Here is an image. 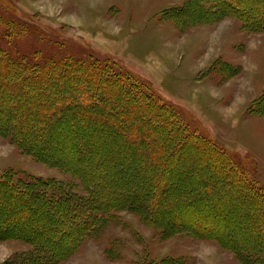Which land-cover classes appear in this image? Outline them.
Wrapping results in <instances>:
<instances>
[{
    "label": "trees",
    "instance_id": "16d2710c",
    "mask_svg": "<svg viewBox=\"0 0 264 264\" xmlns=\"http://www.w3.org/2000/svg\"><path fill=\"white\" fill-rule=\"evenodd\" d=\"M187 2L185 10L203 11L197 25L232 17L245 32L264 34V0ZM124 74L109 62L14 57L0 47V97L15 99V89L21 91L14 105H0V137L69 177L0 175L9 197L36 201L32 209L50 217L32 234L0 225V239L32 243L45 260L55 255L45 241L66 237V257L127 212L163 240H209L243 264H264V240H256L264 226V184L238 166L235 152L187 129L171 106ZM252 112L264 115V92Z\"/></svg>",
    "mask_w": 264,
    "mask_h": 264
},
{
    "label": "rangeland",
    "instance_id": "374dc122",
    "mask_svg": "<svg viewBox=\"0 0 264 264\" xmlns=\"http://www.w3.org/2000/svg\"><path fill=\"white\" fill-rule=\"evenodd\" d=\"M186 3L0 0V47L14 57L109 62L115 71L130 74L154 98L171 106L187 129L235 152L238 166L255 173L264 184V115L251 113L252 103L264 92V34L245 32L232 17L197 25L203 11L193 5L185 10ZM6 30L10 34L4 36ZM19 90H12L15 99ZM0 98L1 106L17 101ZM9 172L13 180L39 176L65 182L69 178L0 137V175ZM230 200L234 203V196ZM33 203L37 204L13 199L6 188L0 189L2 229L32 234L43 227L50 217L32 209ZM238 204L244 206L242 201ZM118 216L65 260L64 251L71 243L66 237L45 241L55 249V255L45 260L41 248L32 243L0 239V264H243L215 242L187 235L163 240L137 215L121 212ZM263 231L256 235L257 241L264 240ZM55 256L61 257L55 260Z\"/></svg>",
    "mask_w": 264,
    "mask_h": 264
},
{
    "label": "crops",
    "instance_id": "0c3cea01",
    "mask_svg": "<svg viewBox=\"0 0 264 264\" xmlns=\"http://www.w3.org/2000/svg\"><path fill=\"white\" fill-rule=\"evenodd\" d=\"M228 150V149H227ZM229 151H231V150H229ZM233 152V151H232ZM256 177V176H255ZM257 178V177H256ZM258 179V178H257ZM259 180V179H258ZM260 181V180H259ZM261 182V181H260ZM263 184V183H262Z\"/></svg>",
    "mask_w": 264,
    "mask_h": 264
}]
</instances>
